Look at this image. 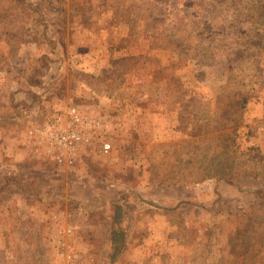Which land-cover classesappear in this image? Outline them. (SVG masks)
Instances as JSON below:
<instances>
[{"label":"rangeland","instance_id":"374dc122","mask_svg":"<svg viewBox=\"0 0 264 264\" xmlns=\"http://www.w3.org/2000/svg\"><path fill=\"white\" fill-rule=\"evenodd\" d=\"M0 69V264H264V0H0ZM15 93L93 122L74 166Z\"/></svg>","mask_w":264,"mask_h":264},{"label":"built area","instance_id":"2783aa9c","mask_svg":"<svg viewBox=\"0 0 264 264\" xmlns=\"http://www.w3.org/2000/svg\"><path fill=\"white\" fill-rule=\"evenodd\" d=\"M47 119L42 123H31L23 130L24 144L58 166H74L93 138V122L77 106L56 111ZM110 148L111 144L107 142L100 146L101 151Z\"/></svg>","mask_w":264,"mask_h":264},{"label":"crops","instance_id":"0c3cea01","mask_svg":"<svg viewBox=\"0 0 264 264\" xmlns=\"http://www.w3.org/2000/svg\"><path fill=\"white\" fill-rule=\"evenodd\" d=\"M1 71V69H0ZM3 72V71H1ZM25 95V96H24ZM12 102L14 107H13V112L12 115L14 117V122L13 125L17 126L18 131H17V135L19 132V137L22 136V132L23 130L30 124H25L28 121H33L34 123H37V120H40L41 123L43 122V113L40 114H35L34 109L36 106L35 104H32L31 106V96L29 94H23V96L21 94H16L15 96L12 98ZM34 107V108H33ZM26 121L24 124H19L21 123V121ZM35 120V121H34ZM19 144H21L22 148H25L27 150H31V147L27 146L26 144H24V142H20ZM20 146V145H19ZM102 223V224H101ZM93 229H95V231H99V227L102 228H106V225L104 224V221H99V222H95L93 223ZM91 227V226H90ZM70 231H72L70 229Z\"/></svg>","mask_w":264,"mask_h":264},{"label":"trees","instance_id":"16d2710c","mask_svg":"<svg viewBox=\"0 0 264 264\" xmlns=\"http://www.w3.org/2000/svg\"><path fill=\"white\" fill-rule=\"evenodd\" d=\"M38 69V68H37Z\"/></svg>","mask_w":264,"mask_h":264}]
</instances>
